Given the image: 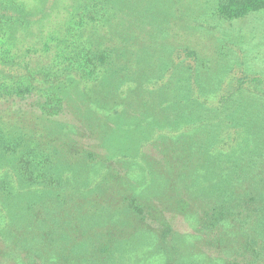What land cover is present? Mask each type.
Wrapping results in <instances>:
<instances>
[{
  "label": "trees",
  "instance_id": "trees-1",
  "mask_svg": "<svg viewBox=\"0 0 264 264\" xmlns=\"http://www.w3.org/2000/svg\"><path fill=\"white\" fill-rule=\"evenodd\" d=\"M33 1L36 7L31 0H0L5 257L18 264H264V94L240 86L220 106L209 107L191 84L200 70L180 64L162 88L146 90L150 79L163 75L152 69L151 23L126 20L131 0H72L73 11L53 10L39 20L47 0ZM262 10L264 0H219L214 14L236 21ZM183 51L198 58L192 49ZM17 104L29 106L30 114ZM192 112L198 113L193 128L179 141L191 146L199 117L200 169L180 155L173 156L175 163L162 155L152 166L144 142L129 140ZM65 114L87 136L72 138L77 131L55 120ZM218 117L220 127L210 123ZM88 138L109 155L95 184L98 153L82 144ZM112 153L137 163L139 181L129 164L111 161ZM182 165L190 179L183 198L169 171L180 175ZM146 186H164L166 202L147 196ZM163 208L194 231L175 233L163 221Z\"/></svg>",
  "mask_w": 264,
  "mask_h": 264
},
{
  "label": "rangeland",
  "instance_id": "rangeland-1",
  "mask_svg": "<svg viewBox=\"0 0 264 264\" xmlns=\"http://www.w3.org/2000/svg\"><path fill=\"white\" fill-rule=\"evenodd\" d=\"M188 1L131 0V2L127 3L129 11L127 17L125 16L126 20L130 21L134 19L137 23L150 22L151 29L155 34L156 47L158 46L157 50L154 45L156 52H154L152 69L153 71H157L158 74L163 75V77L162 79H150L145 89L157 91V89L162 88L169 81V76L171 77L178 72L180 64V66H191L192 69L200 70L201 74H199L198 80L193 78L191 84L195 88L194 93L196 95L201 94L199 97H201L202 102L209 107L214 108L220 106L223 97L229 93L233 94L237 92L240 86L242 87L240 89L247 88L257 95H263L264 10L255 12L241 20L226 21L214 14L219 0H192L190 3ZM31 2L32 6H37L35 1L31 0ZM55 2L59 4L54 6ZM72 3V0H47L43 4V8L39 6L40 12L36 14L37 17L35 19L39 20L42 13H46L47 17L50 13L53 14V10L57 9L61 10L65 8L68 12L73 11ZM162 29L166 30L167 33H160ZM160 46L166 47L163 51H167L169 56H163V51ZM184 48L197 52L198 60L196 58H187V54L183 51ZM171 60L173 63L169 62ZM219 61L222 62L219 63ZM205 62L207 63L205 66H208V69L203 70L204 68H202L201 64ZM160 69H165L166 72ZM254 79L259 80V84L253 81ZM186 83L187 79H185L184 84ZM127 85L125 83V86ZM155 95L157 96L158 94ZM232 100L234 99L230 98L229 101L232 102ZM15 107H23L26 110L25 112H28L27 115L30 114V107L27 105L17 104L14 105ZM194 113L196 112H192L186 118L179 119L175 124L171 117H168L163 124H153L145 129L143 136L139 137L135 135L133 139L129 140L144 142L143 152L148 157H151L150 161L152 166H155V163L160 160L162 155L168 156V159L172 163L176 162L173 156L180 155L190 157L192 159L191 166L200 169L202 161H200L199 156L202 153L200 152L202 146L201 139H197V137L202 133V124L199 123V117L196 123H194V134L190 137L194 140L191 146L186 142L181 146L179 141V138L184 137L181 133L193 128L189 124L190 122H194V117L198 116V113L193 116ZM55 120L77 131L72 138L87 136L85 133L83 135L82 129L70 115L65 114ZM220 120L221 118L219 117L217 119L212 118L210 123L220 127L222 125L219 122ZM146 130L148 131L146 132ZM64 131L66 132V130ZM224 132L226 133V130ZM226 134L230 135V139L235 137L234 131H232V134ZM81 142L86 146L85 148L87 150L98 153L96 157L97 165L94 166L91 173V178L95 184L102 178L98 177L100 176L99 173L102 174L105 172L102 166L109 159V155H107L105 149L103 150L99 147V145L102 146L100 142H98V145H95L89 138ZM154 144H157L154 148L150 146ZM89 146L92 148L90 149ZM111 156H113L111 159L112 162L129 164L130 173L136 181H139V167L134 160H123L118 153H112ZM180 165L178 163V166ZM172 168H176V166ZM181 168L183 171L180 175H175L173 169L169 171L173 173L172 180L177 185L172 186L177 188L178 197L183 198L189 194L185 188V183L189 182L190 179L188 176H185L184 172L186 171V167L182 165ZM197 178L195 177V180ZM146 187H148L147 196L158 198L161 202H166L169 190H165L164 186L157 189L150 188L149 186ZM164 211L165 209L163 208ZM0 215L3 216V214ZM162 215H164L163 221L166 220L178 235L181 236L194 231L184 217L174 213V211L167 210ZM1 241L2 237H0V264H18L15 260L5 257L6 248ZM19 263H23V260L20 259Z\"/></svg>",
  "mask_w": 264,
  "mask_h": 264
}]
</instances>
